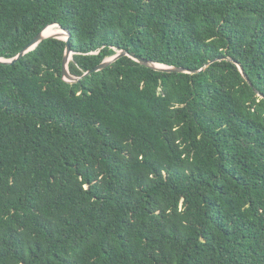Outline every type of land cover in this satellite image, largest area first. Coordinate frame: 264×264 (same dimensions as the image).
<instances>
[{"label":"trees","instance_id":"1","mask_svg":"<svg viewBox=\"0 0 264 264\" xmlns=\"http://www.w3.org/2000/svg\"><path fill=\"white\" fill-rule=\"evenodd\" d=\"M52 23L191 71L0 62V264H264V0H0V57Z\"/></svg>","mask_w":264,"mask_h":264},{"label":"water","instance_id":"2","mask_svg":"<svg viewBox=\"0 0 264 264\" xmlns=\"http://www.w3.org/2000/svg\"><path fill=\"white\" fill-rule=\"evenodd\" d=\"M52 25L58 26L62 31H59L56 33H46L45 30L47 29V27L52 26ZM47 37H57V38H61V39L66 40V50H65V55H64V59H63L62 73H63V77L66 80L71 81V82L78 81L81 78H83L89 74H92L96 71L104 69L105 67L111 65L114 61H116L117 59H119L120 57H122L124 55L130 56V57L134 58L135 60L141 62L142 64H145L146 66L152 67L154 69L162 70V71H182V72L191 71V70H188L187 68H184V67L167 65L164 63L156 62L154 60L147 59L145 57H141L134 52H130L127 49H120L114 55L105 58L101 63H99L95 67L89 69L88 71L84 72L83 75L77 76V75L73 74L69 68V62L73 58V54H74V50L72 49V46H71V38H72L71 31L69 29L63 27L59 23H52V24L46 26L44 28V30H42L40 33H38L27 45H25V47L16 56H14L12 58L0 57V62L5 63V64L16 63L18 60H20V58L22 56L25 55V53L33 50L40 42H42ZM226 58H228V56H226ZM214 60L215 59L211 60L210 62H212ZM233 61H235L237 63L240 70L243 72L244 76L247 78V80L250 82V84H252L248 75L245 73L243 65H241V63L239 61H236V60H233ZM203 69L204 68H202L201 70H203Z\"/></svg>","mask_w":264,"mask_h":264},{"label":"bare ground","instance_id":"3","mask_svg":"<svg viewBox=\"0 0 264 264\" xmlns=\"http://www.w3.org/2000/svg\"><path fill=\"white\" fill-rule=\"evenodd\" d=\"M59 31L62 30L58 26H54V25L47 27V29L45 30L46 33H56Z\"/></svg>","mask_w":264,"mask_h":264}]
</instances>
